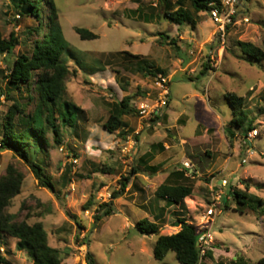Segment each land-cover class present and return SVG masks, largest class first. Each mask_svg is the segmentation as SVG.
<instances>
[{
  "label": "rangeland",
  "instance_id": "1",
  "mask_svg": "<svg viewBox=\"0 0 264 264\" xmlns=\"http://www.w3.org/2000/svg\"><path fill=\"white\" fill-rule=\"evenodd\" d=\"M54 2L65 41L75 50L77 58L85 62V67H81L77 59L64 55L72 70L66 80L68 98L83 113L75 127L65 128L61 145L53 146V135L49 133L46 149L49 158L45 152L32 157L45 166L55 192L39 186L29 163L16 152L0 150V178L9 165L24 174L22 192L7 211L16 214L19 220L43 222L49 243L62 252L61 264H90V256L94 264H182L173 251L162 260L154 257L155 235L146 237L136 226L144 218L160 225L159 235L177 233L181 229L180 218L198 225L208 235L202 243L203 253L213 252V257H204L200 264H235L240 257L249 264H257L264 257V58H250L237 43L251 42L264 51V0H241L238 19L229 27L224 45L215 34L216 24L205 11L201 12L205 17L193 32L199 43L195 48L180 38L185 30L192 29L189 23H173L166 15L162 19V0ZM184 6L192 11L191 0H185ZM42 7L47 30L48 0L43 1ZM38 23L33 16L19 14L11 0H0L3 36L15 31L19 38L11 55L0 54V93H3L0 122L17 99L28 112L36 105L35 100L29 101L30 93L25 87L22 93L14 90L7 99L5 92L9 87L5 76L21 52L32 51V41L38 35L30 34V30ZM77 26L88 28L98 37L82 39L75 31ZM171 38L176 39V45L168 43ZM120 51L142 54L162 68L171 82L170 108L161 125L144 130L141 135L146 142L141 143L139 135L130 149L125 147L127 136L138 126L137 104L146 96L145 91L152 88L153 76L141 71L135 60L118 54ZM180 59H192L193 71L179 70ZM206 63L210 68L203 73ZM100 65L104 66L103 70L90 74V70ZM227 93L245 97L257 131L252 132L254 136L250 139L239 131L233 143L230 142L226 127L233 113ZM35 94L31 92L32 96ZM126 95L132 97L131 107L135 112L124 116L129 132L120 138L118 131L108 132L103 123L113 106ZM157 130L166 133V138H152ZM174 137L183 139L184 144L180 146ZM159 142H167L169 149H155L153 145ZM150 151L177 153L173 163L165 165L164 172L184 166V156L190 158L186 168L194 169L190 174L193 193L186 199L187 207L174 205L166 209L165 217L157 220L154 217L160 212V204H164L156 198L160 181L153 178L158 172L153 173L154 177L143 168L140 176L132 173L140 157ZM75 158L79 164L74 163ZM105 167L113 171L95 172ZM64 178L70 181H63ZM126 178H129L128 187L132 180L139 188L131 186L127 191V187L121 195L123 204L116 202L113 213L104 215L97 202L84 209L93 192L104 186L119 191L121 181ZM222 179H227L229 184L218 186L223 196L212 205L211 185H219ZM230 188L246 194L247 206L238 204L229 195ZM210 207L216 214L208 218L206 211ZM97 215H100L98 219ZM16 242L17 239L10 238L8 245L1 247V253L12 264H33L25 252L16 248Z\"/></svg>",
  "mask_w": 264,
  "mask_h": 264
},
{
  "label": "trees",
  "instance_id": "2",
  "mask_svg": "<svg viewBox=\"0 0 264 264\" xmlns=\"http://www.w3.org/2000/svg\"><path fill=\"white\" fill-rule=\"evenodd\" d=\"M19 14L33 16L38 20V25L30 30V34L37 33V38L32 41L31 52H21L10 67V72L5 76L8 84L6 98L12 97L13 91L22 93L25 87L30 93L29 101L36 102L34 110L27 111L18 99L12 104L8 114L0 122V150L7 149L16 152L24 161L28 162L39 186L49 188L55 192V184L51 176L47 175L45 166L33 155L45 152L49 146V133L53 135V146L61 145L65 136L66 127H75L79 116L83 113L81 107L69 100L66 80L72 75L69 61L64 55L77 59L81 67L85 62L77 58V54L64 39L62 26L58 22L59 12L54 0H48L50 15L48 17L47 30H45V19L42 15V4L44 0H11ZM166 17L176 24L189 23L193 27L197 25L198 14L209 9L212 1L220 0H191L192 11L185 8V0H162ZM161 15H159V19ZM75 31L82 39H95L96 33L84 27H75ZM44 34V35H43ZM43 35V36H42ZM169 39V35L165 34ZM168 43L176 45V39L171 38ZM19 44V38L15 31L8 37H4L0 28V54L11 55ZM237 45L241 51L250 58L262 60L264 51L251 42L238 41ZM129 59L135 60L141 71L148 75H156L165 71L150 62L149 59L140 54L128 51H120ZM210 68L209 63L204 65L203 73ZM100 65L90 70L94 74L103 70ZM35 92V96L31 95ZM3 93H0V96ZM226 98L232 106V117L226 127V133L231 143L236 139L239 131L247 137L248 133L255 129L254 119L250 117V111L246 108L245 97L235 93H227ZM132 97L126 95L111 109L103 127L110 133L119 132V137L124 138L128 134V123L124 116L135 112L131 107ZM18 118V119H16ZM20 126V127H19ZM33 149L34 153H32ZM143 162L146 163L145 160ZM143 165L138 162L132 173H137ZM112 172L113 168H99L95 172ZM24 174L15 166L9 165L6 174L0 178V264H12L5 255L1 253V247L8 245L10 238L17 239L16 248L23 251L32 260L33 264H61L62 252L59 248L49 243V236L43 222L29 223L27 220H19L14 213H9L7 208L13 199L21 194ZM63 181H70L69 178ZM129 178L121 181V189L113 192V199L100 205L104 209L103 214L109 215L114 211V200L121 196L127 187ZM249 189V185L246 186ZM96 190L93 192L84 209L95 205ZM193 183L186 175V169L177 168L172 170L168 178L156 190L159 199H164L168 206L180 204L192 194ZM229 195L238 204L247 206V196L241 190L231 189ZM261 202H263L261 200ZM100 215H97V219ZM181 229L177 233L159 235L154 244V257L158 260L164 259L169 251H173L178 261L182 264H200L204 257H213V252L207 250L203 253L202 246H197L200 234L203 230L196 224L190 223L185 218L179 219ZM137 228L143 233L159 234L160 225L144 218L137 222ZM90 264H94L90 256ZM235 264H249L243 257L236 260ZM257 264H264V257Z\"/></svg>",
  "mask_w": 264,
  "mask_h": 264
},
{
  "label": "built area",
  "instance_id": "3",
  "mask_svg": "<svg viewBox=\"0 0 264 264\" xmlns=\"http://www.w3.org/2000/svg\"><path fill=\"white\" fill-rule=\"evenodd\" d=\"M240 6L241 0H220L212 1L209 4L208 13L211 20L216 24L215 34L218 37L219 41L222 42V45H224L226 42L229 27L236 23V20L238 19ZM170 101V78L161 72L157 73L156 75H153L152 91L148 92L146 97L142 98L137 104L139 122L133 134L127 136L128 140L127 146L125 147L126 149L133 148L136 145L139 135H141L144 130L153 127H158L161 125V120L164 117L168 107L170 106ZM252 132L257 133L256 130L250 131L246 138L254 136ZM73 161L75 164H79V160L77 158H75ZM212 181H214V179ZM228 184L229 183L227 179L220 180L219 185H214L212 183V205H215V201H217V199L219 198H222L223 196V191L219 189L218 186L224 187L228 186ZM113 192L114 191L110 190L109 186H104L99 189L96 193L97 203L103 204L111 201L113 199ZM215 214L216 212L213 207H210L206 211V217L208 218L213 217ZM207 238V233L201 232L199 238L200 246H202L203 242H206Z\"/></svg>",
  "mask_w": 264,
  "mask_h": 264
},
{
  "label": "crops",
  "instance_id": "4",
  "mask_svg": "<svg viewBox=\"0 0 264 264\" xmlns=\"http://www.w3.org/2000/svg\"><path fill=\"white\" fill-rule=\"evenodd\" d=\"M176 2V1H175ZM202 12H204V11H202ZM205 13L209 16V13H208V10L207 11H205ZM204 17H205V14H201V12L198 14V17H197V25L204 19ZM184 24V23H183ZM197 25L195 26V27H193L191 24H190V26L192 27V29L191 30H189V29H187V30H185L184 31V35H180V38L181 39H183V40H187L188 42H189V44L190 45H193V47L195 48V45L196 46H198V44L199 43H197L198 41H196V39H194V37H193V32H195V30H197ZM214 31V29H212V32ZM211 32V33H212ZM210 36V35H209ZM208 36V37H209ZM207 37V38H208ZM186 38V39H185ZM205 40L206 38H202L201 40ZM140 55H142V54H140ZM143 56V55H142ZM146 58V57H145ZM180 69L179 70H181V71H187L189 68H190V71H193V69H191L192 67H191V65L193 64V61H192V59H189L188 61H186V60H184V59H180ZM157 66V65H156ZM178 70H176L175 72H177ZM151 76V75H150ZM170 77H171V74H170ZM150 91H148L147 90V92L145 91V95H147V93L148 92H151L152 91V88L151 89H149ZM146 97V96H145ZM169 108H170V106L168 107V109H167V111L169 110ZM167 111H166V113L165 114H167ZM151 130V129H150ZM146 132H147V130H145ZM144 131V132H145ZM143 132V133H144ZM143 133H142V135H143ZM142 135L139 137L140 138V140H141V143H144V142H146V140H144L143 139V137H142ZM166 136H167V134L166 133H164V132H161V131H159V130H157L153 135H151V137L152 138H157V140H162V138H166ZM174 139H177L178 141H180V139H179V137H174ZM183 139L180 141V146L182 145V144H184L183 143ZM153 147H155V149L157 148V147H159V150L160 149H162V150H167V149H169V145H168V143L167 142H164V143H161V142H159V143H157L155 146L153 145ZM150 152H152V151H150ZM176 155H177V153H155V152H152V153H144V155L142 156V157H140V159H139V162L143 165V167H141V168H143L145 171H147L148 173H150V174H152L153 175V177H154V174L155 173H157V175L153 178V179H157L158 180V182L160 181V184L158 185V187L162 184V183H164L165 182V180L168 178V176L170 175V173L172 172H169V173H167V172H164L165 171V165H168V164H171V163H173V161L175 160V158H176ZM188 159H190V158H188L187 156H184V157H182V163L184 164V166H180V168H183V169H186V175L188 176V177H190L191 175L190 174H192V173H194V169H193V167L189 170L188 168H186V164H188L189 162H188ZM143 160H145L146 161V163L145 162H143ZM188 165H190V164H188ZM154 173V174H153ZM134 174H137L136 176H140V170H138V172L137 173H134ZM129 183V182H128ZM131 185L128 187V185L129 184H127V187H128V190H127V187H126V190L127 191H129L130 190V188H131V186H136L137 187V189L139 188L138 187V185H137V183H134V182H132V180H131ZM219 183H220V181H219ZM218 184V183H217ZM157 187V188H158ZM125 190V191H126ZM193 193V192H192ZM192 194H190L189 196H191ZM189 196H187L185 199H184V201L182 202V203H180V204H182V206L184 207V208H186L187 207V205H186V199L189 197ZM120 197V198H119ZM156 198H157V200H159V201H163L164 202V204H160V206H162V207H160V212L158 213V214H156L155 215V220H157V219H161V218H163V217H165L164 215H165V211H166V209H168V208H170V207H172V206H174V205H179V204H174V205H171V206H168L167 205V202L164 200V199H159L158 197H157V195H156ZM116 200H115V202H114V204L116 203V202H119L118 204H123V202H122V200H124V199H122V197L121 196H118L117 198H115ZM120 200V201H119ZM150 221H152L151 219H149ZM142 234L143 235H145L146 237L147 236H149V235H155V242L157 241V239H158V237H159V234H148V233H143L142 232ZM155 242H154V244H155ZM147 244V242H145V245Z\"/></svg>",
  "mask_w": 264,
  "mask_h": 264
},
{
  "label": "water",
  "instance_id": "5",
  "mask_svg": "<svg viewBox=\"0 0 264 264\" xmlns=\"http://www.w3.org/2000/svg\"><path fill=\"white\" fill-rule=\"evenodd\" d=\"M164 18H165V13L162 14V19H164ZM197 246H200V243L199 242L197 243Z\"/></svg>",
  "mask_w": 264,
  "mask_h": 264
}]
</instances>
